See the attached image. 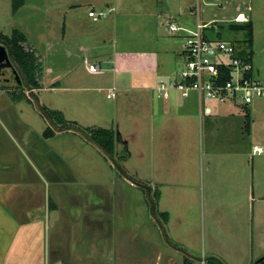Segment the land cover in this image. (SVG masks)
<instances>
[{"label": "rangeland", "instance_id": "374dc122", "mask_svg": "<svg viewBox=\"0 0 264 264\" xmlns=\"http://www.w3.org/2000/svg\"><path fill=\"white\" fill-rule=\"evenodd\" d=\"M98 1L24 0L23 6L13 13L12 0H0V33L11 36L15 29L23 31L36 48L31 49L36 64L34 88H30V93L25 82L18 84L22 85L20 90L29 105L5 106L4 114L15 120L20 139H14L12 133L3 129L30 166L33 165L36 174L46 176L47 247L67 264H157V260L158 264H165L167 259H171V264H200L211 258L217 264H240L246 250H241L244 245L239 235L240 219L236 213L229 216L228 208L226 214L219 215L225 212L226 206L215 204L225 201L223 198L206 197L207 156L204 153L209 139L221 144L224 151H237L244 144L247 148L250 140L243 131L245 117L264 122L262 102L257 101L252 107L233 106L202 97L195 154L192 150L185 151L182 163L179 162L183 170L177 165L174 167L184 178L179 189L181 194L174 186L161 188L160 201V193L155 190L159 186L157 173L142 162L141 129L148 120L140 106L148 100L161 103L154 89L159 77L169 80L185 66L181 50L183 37L170 34L167 28L168 23L176 21L178 1L103 0L115 5L118 17L113 24L108 21L111 15L104 9L105 16L98 21L87 16L91 8H101L96 5ZM184 1L191 5L188 14L182 17L188 26H193L197 18L200 24L207 23L201 32L209 40L221 39L242 51V56L250 50L253 75H264V0ZM73 2L79 5L70 14L66 5ZM239 11L252 21L250 48L246 47L245 34L229 27ZM104 22L110 24L111 40L106 43L97 38ZM64 25L68 36L74 39H61ZM70 45L75 52L76 48L80 50L76 54L81 52L84 57L73 60L45 57L48 48L55 51ZM20 46L26 49L25 43ZM102 47L115 61V68L110 61L91 57ZM90 64H100L101 68L90 71ZM46 66L53 69L48 78L55 75L58 67L59 71L62 67L70 69V73L65 75L61 71L52 80L60 88L52 89L51 84L44 83ZM4 72L3 78L7 80L0 79V83L17 85L11 70ZM109 89L114 90L115 97H106ZM179 94L174 91L173 100L190 103L185 109L191 112L195 109L198 123L197 93L190 91L186 98ZM5 97L9 95L5 93L2 98ZM206 105L213 110L208 117L203 113ZM172 113L169 111L168 115ZM157 114L165 117L163 112ZM57 119L66 126L68 137H43L46 128L54 132L60 128ZM101 129L111 133L112 150L97 142L101 140L95 131ZM253 141L259 142L257 136ZM55 152L59 153L60 161ZM27 166L22 164L21 168ZM50 173L62 177L52 183L47 176ZM171 190L176 193L172 194ZM164 208L169 209V223L163 217ZM258 236L255 230L253 246L244 253L251 255L250 264L264 251V234ZM232 240L238 247L236 250L234 245L232 248ZM128 249L133 252L128 254Z\"/></svg>", "mask_w": 264, "mask_h": 264}, {"label": "crops", "instance_id": "0c3cea01", "mask_svg": "<svg viewBox=\"0 0 264 264\" xmlns=\"http://www.w3.org/2000/svg\"><path fill=\"white\" fill-rule=\"evenodd\" d=\"M102 1L103 0H99L96 4L101 8H91L90 10L99 11L104 9L107 15H111L108 21L110 20L113 24L118 17V13H115L117 11L115 10V5H108V3ZM177 1V12L174 14L177 18H174L176 21L173 22L183 28V30H179L177 34V36L182 38L185 33L184 29L188 31L194 30L198 19L196 18L193 26H188L184 20H182V17L188 14L191 5L184 0ZM221 1L222 0H219L218 2L221 3ZM78 5L79 3L73 2L67 3L66 6L71 14ZM238 14L242 15L240 19L244 18L246 20L248 18L246 13L239 11L233 17V23L230 24L244 22L234 21V18ZM248 20L251 19L248 18L246 21ZM102 27L103 29L98 32L97 38H99L101 42L106 43L111 40L109 22H104L101 28ZM21 32L24 34L23 31ZM66 38L68 41L74 39L73 36H68L67 25H64L61 39L64 40ZM25 39L26 46L35 51L36 48L30 43V37L25 36ZM72 47L73 45L68 46V48L65 46L64 49L63 46L58 50L55 49V51L48 48L49 51L46 53L45 57L52 59L61 57L68 60L76 58L81 59L84 57L81 52L76 54L80 50L77 51L76 48L75 52V49ZM91 50L94 49L92 48ZM181 50L183 52V43ZM7 51L9 53L8 47ZM91 57L94 60L110 61L114 64L113 68L116 67L115 61L110 59L109 54L106 53L103 47L98 49L95 54H91ZM98 65L99 68H101V65ZM59 68L60 67H58V69L54 68L56 73L50 78H48V74H50L53 69L48 68V66L44 69L43 81L45 80V84H51L52 89L60 88L59 85H55L56 82H52V80L57 78L61 71L62 74L65 73V75L71 72L69 71L70 69H64V67L59 71ZM74 68L75 66L73 65V69ZM174 76H176V74ZM162 78L163 76L159 77V82L167 80ZM40 82L41 84L43 83L42 81ZM18 91L22 92L23 90H20L17 85L12 87L11 84L6 81L0 83V264H67L58 253L49 249L46 245V176L43 174H36L32 167L33 165L30 166L26 161L27 158L22 155L21 150L19 151L14 146L16 145L15 143H11L10 136L4 132L6 128L8 132L13 134L12 137L14 139H20L21 132L17 125H15V120L10 115L4 114L6 111L5 106L9 103H26V105H29V100L27 98L21 99L16 97V94L19 93ZM171 91L166 99L157 97L162 100L159 104H153V100H148L141 102L142 104L140 106L142 115L148 120V124L145 126L143 125L141 129L142 162L144 160V165H147L150 167L149 169L157 173L156 180L159 182V186L155 187V190H158L160 193V201L162 199V190L165 187L172 188L174 186L178 188L177 193L181 194L179 189L181 187L180 184H183L184 178H182L183 176L177 172V170H174V167L177 165V167L183 170L182 164L180 165L179 162L182 163V157L185 151L192 150L193 154H195L197 148L195 146V140L197 141L195 131L198 132V129L200 131L201 128V101L198 96L199 121L197 123L195 109L191 112L189 109H185L190 103L185 104L183 101L175 102L173 100V93L176 90ZM5 93L9 95V98L5 97L7 100L2 98ZM187 96L181 97L186 98ZM169 111H173V113L168 115ZM159 112H163L165 117H161L160 114H157ZM212 113L204 114L208 117L212 115ZM65 130L66 129H58L53 135L48 137L44 136V134L42 135L45 138H66L68 137V132H65ZM19 132L20 134L18 135ZM244 132L245 137L250 140V145L245 148L244 144L237 151H224L221 144L214 143L212 139H209V141L207 140L208 150L204 153V155L207 156L205 186L207 189V198H223L225 200L215 204L220 205L219 203H221L226 206L225 212L219 214L220 216L226 214L228 208L230 210L229 216L233 217L236 213L239 217L240 223L238 225L241 226V230L239 231L241 237L237 235L244 245V249L241 250L246 249L241 257L240 264H250L251 255L249 253L248 255H244V253L249 252L253 246L255 230L257 236L258 234H264V122H254L251 120L249 131ZM255 135L259 141L258 143L253 141L254 137H256ZM4 145L7 146L8 150H6ZM254 145L261 146L263 152L258 154L253 153ZM22 151L25 153L24 149ZM29 152L30 150L28 149V153ZM54 154L56 159L60 161L59 153L55 152ZM28 158L31 159L30 157ZM22 164L28 165L27 168H21ZM47 176L52 183L57 182L62 177L61 175L59 176L53 173L47 174ZM152 179H154L153 175ZM176 183L179 185L177 186ZM171 193L174 194L176 192L171 190ZM166 195L169 196V193H166ZM179 198H181V196ZM227 201L230 203L228 206L227 203L225 204ZM168 210L164 208L162 211L163 217L167 223H169L170 218ZM219 211H222V207L219 208ZM256 241L258 243L259 240L256 238ZM233 242L234 240L231 242L232 248L234 245ZM234 247V250L238 248H236L235 245ZM131 252H133V249H128V254ZM241 254L242 253H240V255ZM262 255H264V251L258 253L254 260H257ZM169 261H171V259H167L165 264H171ZM200 264H217V261L215 258H211L208 261H202Z\"/></svg>", "mask_w": 264, "mask_h": 264}, {"label": "built area", "instance_id": "2783aa9c", "mask_svg": "<svg viewBox=\"0 0 264 264\" xmlns=\"http://www.w3.org/2000/svg\"><path fill=\"white\" fill-rule=\"evenodd\" d=\"M87 15L93 21H97L105 16V12L89 10ZM241 16L238 14L234 21H246L244 18L241 20ZM206 25L207 23L200 24L197 20L194 30L184 29L185 33L182 37L185 66L173 78L162 80L157 84L156 96L166 99L171 90H176L185 97L190 91H195L200 101L204 97L220 103L246 107H252L257 101H261L264 111V75L262 77L253 75L249 54L240 56L239 49L233 45L229 46L221 39L209 40L201 32ZM167 28L171 34L176 35L179 30H183L175 22L168 23ZM98 69L99 65H89L90 71ZM114 96L113 89L106 92L107 98ZM203 113L211 114V107L205 106ZM262 152L261 146H253V153Z\"/></svg>", "mask_w": 264, "mask_h": 264}, {"label": "trees", "instance_id": "16d2710c", "mask_svg": "<svg viewBox=\"0 0 264 264\" xmlns=\"http://www.w3.org/2000/svg\"><path fill=\"white\" fill-rule=\"evenodd\" d=\"M24 3V0H12V12L15 13L20 6H22ZM230 29L233 30H240L245 34V42H246V47L250 48L252 44V21L248 20L247 22L244 23H236V24H230L229 25ZM0 41L5 43L9 51L11 50L13 60L15 65L18 67V69L22 72V75L27 83V85L30 88H34L35 81H34V70L36 69L35 63H34V56H33V51L26 46V49H23L20 44L26 43L25 35L19 31V30H13L11 33V36H5L2 33H0ZM238 53L240 56L243 54ZM249 54L251 55V52L249 50ZM251 60V57H249ZM17 87L21 88L22 85H18ZM17 98H27L25 93L19 92L16 94ZM60 118V117H59ZM57 121L60 123V128L59 129H64L66 126H63L64 124L62 123V120L57 119ZM251 118L246 115L245 117V122H244V131H249V126H250ZM69 124H72L71 122ZM73 125V124H72ZM54 131L50 128H46L43 132L44 136L48 137L50 135H53ZM95 136L100 137L101 141H97L95 139ZM95 136L94 138L103 148L108 150L113 149V137L111 136V133L108 130L101 129V130H96L95 131Z\"/></svg>", "mask_w": 264, "mask_h": 264}, {"label": "water", "instance_id": "95a60500", "mask_svg": "<svg viewBox=\"0 0 264 264\" xmlns=\"http://www.w3.org/2000/svg\"><path fill=\"white\" fill-rule=\"evenodd\" d=\"M7 47L8 46L5 43L0 41V77L5 74V72H4L5 69H10L13 76H14V80L17 82V84H22V82L23 83L25 82L27 89L31 93V90L29 89V86L27 85V83H26V81L22 75V72L18 69V67L14 63L11 50L8 53ZM5 80H7V79H5ZM146 189L148 190V192H150L149 187L146 186ZM255 262L264 263V255L259 257Z\"/></svg>", "mask_w": 264, "mask_h": 264}, {"label": "flooded vegetation", "instance_id": "af4514ba", "mask_svg": "<svg viewBox=\"0 0 264 264\" xmlns=\"http://www.w3.org/2000/svg\"><path fill=\"white\" fill-rule=\"evenodd\" d=\"M0 79L2 80V79H5V78H3V76H1ZM255 261H256V260H254V261L252 262V264H264V263H262V262H255Z\"/></svg>", "mask_w": 264, "mask_h": 264}, {"label": "bare ground", "instance_id": "6f19581e", "mask_svg": "<svg viewBox=\"0 0 264 264\" xmlns=\"http://www.w3.org/2000/svg\"><path fill=\"white\" fill-rule=\"evenodd\" d=\"M242 19H243V18H242ZM242 19H241V20H242Z\"/></svg>", "mask_w": 264, "mask_h": 264}]
</instances>
